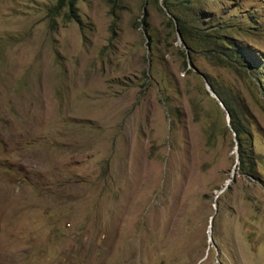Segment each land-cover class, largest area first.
Wrapping results in <instances>:
<instances>
[{"label":"rangeland","instance_id":"1","mask_svg":"<svg viewBox=\"0 0 264 264\" xmlns=\"http://www.w3.org/2000/svg\"><path fill=\"white\" fill-rule=\"evenodd\" d=\"M171 2L0 0V264H264V0Z\"/></svg>","mask_w":264,"mask_h":264},{"label":"trees","instance_id":"2","mask_svg":"<svg viewBox=\"0 0 264 264\" xmlns=\"http://www.w3.org/2000/svg\"><path fill=\"white\" fill-rule=\"evenodd\" d=\"M191 0H182V3H188ZM163 4L166 7H170V5H172L171 0H162ZM176 21L178 23V28L180 30V32L186 36H189L191 38H195L197 37L199 40L203 41L204 43L208 44V45H215V44H219L221 45L219 38L217 36H215L214 38L212 36H210L211 38H209V34L206 31L207 29H209V27H203L200 22H201V18L200 17H196V19L193 22L187 21L184 18L181 17H175ZM169 23L172 24V21L169 20ZM221 25V24H219ZM230 44L229 41H227V45ZM229 49H231V52H228V55L231 57L233 55H238V51L235 50V48L230 47ZM213 87V86H212ZM215 90V88H213ZM216 91V90H215ZM216 93L221 96V94L219 92L216 91ZM223 102L225 103L226 107L228 108L229 112H230V125L231 128L234 130V132L237 135V139L240 140V145H239V150H240V165L242 167H249L250 168V155L253 153L251 150L249 149H245L242 146V140H241V134L244 132L243 126L241 124V120L238 117V112L237 110L234 108V106L228 101L227 98H223L221 97Z\"/></svg>","mask_w":264,"mask_h":264},{"label":"water","instance_id":"3","mask_svg":"<svg viewBox=\"0 0 264 264\" xmlns=\"http://www.w3.org/2000/svg\"><path fill=\"white\" fill-rule=\"evenodd\" d=\"M203 78L206 82V85H207V89L208 91L210 92V94L216 98L218 101H219V104L225 109L226 111V114H227V120H228V123L230 124V119H231V116H230V112L228 110V108L226 107L225 103L223 102V100L220 98V96L215 92V90L211 87V85L209 84L208 80H207V77L205 75H203ZM229 185V180L227 181L226 183V186L224 187L227 188V186ZM218 197V193L216 194V198ZM211 221H213V217L211 218Z\"/></svg>","mask_w":264,"mask_h":264}]
</instances>
